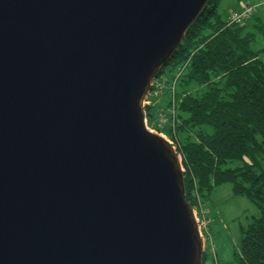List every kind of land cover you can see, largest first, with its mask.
<instances>
[{
  "label": "water",
  "instance_id": "95a60500",
  "mask_svg": "<svg viewBox=\"0 0 264 264\" xmlns=\"http://www.w3.org/2000/svg\"><path fill=\"white\" fill-rule=\"evenodd\" d=\"M211 0H0V264H203L144 101Z\"/></svg>",
  "mask_w": 264,
  "mask_h": 264
},
{
  "label": "trees",
  "instance_id": "16d2710c",
  "mask_svg": "<svg viewBox=\"0 0 264 264\" xmlns=\"http://www.w3.org/2000/svg\"><path fill=\"white\" fill-rule=\"evenodd\" d=\"M221 1H210L158 78L177 81L176 101L168 104H175L173 117L161 114L167 122L158 127L153 107L146 110L182 158L193 209L225 184L257 207L258 216L240 227L233 264H264V47L254 49L264 22L247 32L222 21Z\"/></svg>",
  "mask_w": 264,
  "mask_h": 264
},
{
  "label": "rangeland",
  "instance_id": "374dc122",
  "mask_svg": "<svg viewBox=\"0 0 264 264\" xmlns=\"http://www.w3.org/2000/svg\"><path fill=\"white\" fill-rule=\"evenodd\" d=\"M244 7L252 8L253 12L238 25H246L247 32H252L257 19L264 22V0H222L219 6L221 20L228 22L233 13L241 12ZM262 47L264 38L259 37L254 49ZM158 78L152 82L154 85H151L147 99L149 104L145 105V109L153 107L152 113L157 115L158 127H164L161 114L173 113L175 104L171 107H168V104L171 99L174 103L176 101L177 81L168 77ZM161 82L163 88L160 89L158 85ZM200 89L192 87L191 90L197 92ZM147 123L153 132L156 131L154 125L149 122L148 113ZM160 135L171 141L164 134ZM198 207L199 209L194 211L205 241L206 264H233L235 250L239 248L241 241L240 227L247 226L253 216H258L257 207L245 197L235 196L230 184L216 188L211 199L203 204L200 202Z\"/></svg>",
  "mask_w": 264,
  "mask_h": 264
},
{
  "label": "built area",
  "instance_id": "2783aa9c",
  "mask_svg": "<svg viewBox=\"0 0 264 264\" xmlns=\"http://www.w3.org/2000/svg\"><path fill=\"white\" fill-rule=\"evenodd\" d=\"M252 12H253V9L252 8H250V7H244V9L241 11V12H238V13H233L232 15H231V17H230V20L228 21V23L229 24H241V23H243L244 21H245V19L247 18V17H249L250 16V14H252ZM152 85H154V84H152ZM159 87H160V89L161 88H163V83L161 82V83H159V85H158ZM149 95V94H148ZM148 96H147V98H146V104H149V102H148ZM145 104V105H146ZM174 113H175V107L173 108V113H170L171 114V116L172 115H174ZM173 117V116H172ZM167 122V119H163V121H162V123L164 124V123H166ZM147 128L149 129V130H151L149 127H148V123H147ZM153 130V129H152ZM154 132L155 133H158L157 131H155L154 130ZM171 143H173V142H171ZM195 216H196V219H197V215H196V213H195ZM198 221V220H197ZM199 224V223H198ZM200 228V227H199ZM200 231H201V228H200ZM201 235H202V232H201ZM202 237H203V235H202Z\"/></svg>",
  "mask_w": 264,
  "mask_h": 264
},
{
  "label": "bare ground",
  "instance_id": "6f19581e",
  "mask_svg": "<svg viewBox=\"0 0 264 264\" xmlns=\"http://www.w3.org/2000/svg\"><path fill=\"white\" fill-rule=\"evenodd\" d=\"M146 100V99H145ZM145 104H146V101H144V106H145ZM151 132H153L152 130H150ZM201 232V231H200Z\"/></svg>",
  "mask_w": 264,
  "mask_h": 264
}]
</instances>
